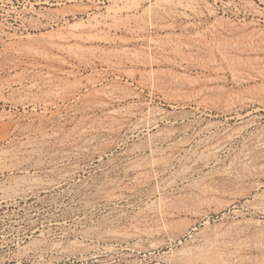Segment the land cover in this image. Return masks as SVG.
Returning a JSON list of instances; mask_svg holds the SVG:
<instances>
[{
	"label": "rangeland",
	"instance_id": "374dc122",
	"mask_svg": "<svg viewBox=\"0 0 264 264\" xmlns=\"http://www.w3.org/2000/svg\"><path fill=\"white\" fill-rule=\"evenodd\" d=\"M0 115V264H264V0H0Z\"/></svg>",
	"mask_w": 264,
	"mask_h": 264
},
{
	"label": "bare ground",
	"instance_id": "6f19581e",
	"mask_svg": "<svg viewBox=\"0 0 264 264\" xmlns=\"http://www.w3.org/2000/svg\"><path fill=\"white\" fill-rule=\"evenodd\" d=\"M52 46H57V45H52ZM130 98H132V97H130ZM5 119H6L5 115H0V141L2 139L6 138V136H8V134H6V133L10 132V124L5 123ZM165 119H166V117H164V116H161L160 119H156L154 117L153 123L151 122L152 119L146 120L145 122L143 120H141L140 123L143 124L144 127H147L149 129V127L150 128L152 126L155 127V125L159 122L158 120L163 121ZM137 125H138V123H137ZM138 127H137V129H138ZM169 150L173 151V148L170 147ZM162 230H163V228H162ZM159 232H160V230H158V233ZM165 256H166L165 259L167 260V262L169 264H230V260L227 259L228 257L226 258L227 255H226L225 250H223V247L214 238H207L206 240L202 241V243H200L198 245H195L192 247L186 246L182 250H180L176 253H172L170 256H169V254H166Z\"/></svg>",
	"mask_w": 264,
	"mask_h": 264
}]
</instances>
